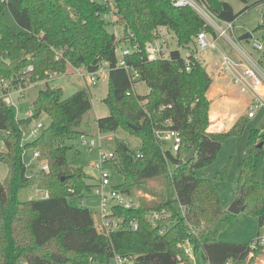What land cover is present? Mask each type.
Returning <instances> with one entry per match:
<instances>
[{
  "label": "trees",
  "instance_id": "16d2710c",
  "mask_svg": "<svg viewBox=\"0 0 264 264\" xmlns=\"http://www.w3.org/2000/svg\"><path fill=\"white\" fill-rule=\"evenodd\" d=\"M202 1L223 21L234 22L247 9L235 12L227 1ZM6 8L22 30L0 19V80L13 79L14 86L24 88L40 81L47 84L38 92L31 106L33 114L27 118H17L0 99V129L6 132L7 147L2 162L8 167L0 182V264H97L116 255L133 256V264H192L193 260L197 264H228L229 260L253 264L264 256V245L253 248L218 239L235 214L223 207L215 180L196 175L197 169L215 161L227 138L244 132L248 115L227 131H210L208 93L213 79L200 59L189 53L188 70L179 48L171 49L169 57L155 59L146 52V45L161 36V28L174 35L178 47L196 46L195 37L205 22L196 10L175 7L170 0H0V17ZM114 9L124 27L120 38L109 31L111 21L104 17ZM207 31L215 33L212 27ZM123 42L131 49L125 60L134 74L137 71L136 80L118 66L117 51ZM103 64L109 70L104 101L110 114L96 120L98 130L123 129L140 140L139 146L119 138L114 141L115 157L110 164L124 183L112 181L113 188L138 196L140 205L113 207L122 221L110 235L96 227L90 208L70 201L85 197L93 187L87 178L92 177L84 164H71L68 147L58 143L68 134H89L86 115L93 108L91 94L80 89L65 97L62 88L48 85L54 73L65 74L71 67L97 71ZM28 66L33 70L23 72ZM139 81L147 84L148 94L137 93L133 84ZM42 113L50 117V124L36 139L25 142V127ZM164 129L180 132L178 151L172 152L155 134ZM26 148L38 149L49 170L30 171L23 158ZM192 150L195 155L186 162ZM263 165L264 132L253 128L237 168V196L243 210L258 217L260 229L264 225ZM228 169L226 165L216 178L227 179ZM27 186L49 195L22 201L19 191ZM138 191L151 198L137 195ZM153 214L162 215L153 220ZM132 222L138 223L137 229L131 227ZM187 239L194 259L178 246Z\"/></svg>",
  "mask_w": 264,
  "mask_h": 264
},
{
  "label": "rangeland",
  "instance_id": "374dc122",
  "mask_svg": "<svg viewBox=\"0 0 264 264\" xmlns=\"http://www.w3.org/2000/svg\"><path fill=\"white\" fill-rule=\"evenodd\" d=\"M98 2H105L107 0H95ZM112 2V0H109ZM229 2L235 12H240L247 8L241 13L238 18L234 21V32L233 37L239 38L247 32H251L253 37L246 40H240L241 45L250 52L255 58H260L264 65V49L258 50L253 46V43L258 41L263 43L264 46V3L262 0H223ZM215 21H219L215 15L210 14ZM0 19L13 27L16 31H21L22 28L16 23L13 15L8 8L2 13ZM116 22L108 24L109 31L113 32L119 38L122 37L124 27L123 23L117 21L118 17L115 16ZM220 22V21H219ZM262 26V27H260ZM159 39L154 41L159 43L161 40L167 39L169 42L170 49L179 48L184 56L192 53L200 57L202 65L207 69L210 76L213 79V84L210 89V96L214 99L211 105V112L213 115L221 114L223 118L227 119V122L223 119L224 124L220 126V131L227 130L228 125L235 122L240 117H247V113L250 110L249 95L246 92V99L241 97V88L231 83L226 75L222 73V53H232V50L228 43L220 39L218 40V47L210 48L204 52H199L196 46L190 47L189 50L183 47H178L174 35L167 29L161 28ZM122 46H126L123 42ZM118 58L121 57V50L117 51ZM80 74V68H70L67 73H54L48 81V85L52 88L60 87L63 90L65 97H70L76 91L80 89H86L91 94L93 108L87 113L86 119L90 122V130L88 139H96L102 143L103 148L111 150L114 149L115 139H123L132 146H139L140 140L135 136L129 134L123 129H118L113 133H100L96 124V120L101 117L108 116L110 110L104 101V98L108 95L109 90V70L108 65L103 64L100 66L99 78L96 84L90 82L89 70L82 68ZM219 76H222L223 80ZM226 81H229L232 86L228 85ZM47 81H40L38 83L29 84L23 97L19 94H13L12 99L14 104L11 105L17 118H27L29 116L31 106L35 100L38 92L41 89L46 88ZM230 86V89L228 86ZM233 87V88H231ZM137 93L141 95L148 94L149 87L144 81H139L135 84ZM229 89V91H227ZM224 96L225 101L220 102L219 97ZM1 97V94H0ZM217 98V99H215ZM234 98L240 99L236 102ZM255 116L248 119L244 132L239 136H232L227 138L217 155L215 161L205 167L196 170V175L201 178H210L215 180V185L219 190L222 198V204L225 209H229L238 195V183H237V168L238 164L242 161L244 154L247 149V141L249 138L250 130L257 128L264 132V106L255 108ZM211 115V114H210ZM212 117V116H211ZM50 117L46 113H42L38 117H35L32 122L25 127V134L28 135L30 130L35 127L39 122H42L44 128L50 124ZM213 122V121H212ZM212 124V123H211ZM219 127V126H217ZM214 130L216 128L213 127ZM59 144L66 145L68 147L67 158L71 164H84L85 171L91 177L94 175L98 178L100 171L94 165L93 162L100 160V147L99 145L92 148V150L83 144L81 134H68L61 137L58 140ZM33 148H26L23 158L29 166V170H37L41 167L44 160L34 159ZM226 165H229L227 179H217V173L221 171ZM104 167L111 173L112 181L114 184L124 183V178L121 176L110 162H105ZM8 173V167L6 163L0 162V182H3ZM260 180L264 182V165L260 172ZM87 182L90 184L96 183L94 178H87ZM93 187L91 190L85 193L87 203H82V197H72L70 201L77 206H85L90 208L94 217H97L98 213V198L93 195ZM44 190H40L34 186H27L19 191V197L22 201L30 199H41L44 198ZM137 195H141L144 198H151V196L142 191H138ZM260 232L259 219L248 210H242L238 214H235L232 222L221 230L218 234V239L224 242L238 243V244H252L253 240L258 236ZM117 258H112L109 262L97 263V264H116ZM122 264H133L132 261L124 262ZM183 264V263H180ZM192 264H197L196 260H193ZM203 264H209L203 262ZM253 264H264V256L257 258Z\"/></svg>",
  "mask_w": 264,
  "mask_h": 264
},
{
  "label": "built area",
  "instance_id": "2783aa9c",
  "mask_svg": "<svg viewBox=\"0 0 264 264\" xmlns=\"http://www.w3.org/2000/svg\"><path fill=\"white\" fill-rule=\"evenodd\" d=\"M175 7H192L196 12L201 15L205 22L203 29L195 37V44L199 52H204L210 48L218 47V40H225L230 46L232 53H222V73L226 75L230 81L241 88L242 92L250 93L253 96V101L251 102L250 110L247 115L249 118L255 116V108L264 106V65L261 63L260 58H255L250 52H248L240 43L239 38L233 37L234 32V22L215 21L211 17V11L208 9L207 5L202 0H170ZM213 14V13H212ZM214 15V14H213ZM115 16H117L116 9L104 14V17L111 22H116ZM209 27L214 29V34L209 33L207 30ZM253 46L258 50H263L264 46L261 42H254ZM118 49L121 50V57L118 58V66L124 67L130 74H134L132 69L126 63L125 56L130 53L131 49L128 47H123L120 45ZM169 42L166 39L161 40L157 43L155 41L146 45V52L150 59H155L158 57H169L170 55ZM196 58L200 59L199 56L194 55ZM189 56L187 55V69H190ZM82 68H80V74L82 73ZM33 67L28 66L23 70V72L32 71ZM132 76L133 80L137 79V71ZM90 82L96 84L100 70L89 71ZM52 74L51 77H53ZM13 79L0 80V94L2 99L7 105L11 106L14 104L12 99L13 94H19L23 97L27 88L16 87L13 85ZM135 87V84H133ZM33 111L30 110L29 115H32ZM44 125L39 122L35 127H33L29 134H25V129L23 131L24 141L28 142L30 140L36 139L42 130ZM157 137L165 143L172 152L179 150L182 144V137L180 132L175 129H164L155 131ZM88 134H81V139L83 144L88 146L91 150L95 146L100 147V160L98 162H93L96 168L99 169L100 174L97 178L96 184L93 185V195L98 198V213L95 218V225L99 231L110 235L111 232L118 229L121 226L122 219L113 213V207L122 206L124 208H133L140 205V200L138 196L130 195L113 188L111 173L108 169L104 167L105 162H110L114 159V150H108L103 148L101 142L96 139H88ZM6 132L0 129V162L7 151L6 147ZM40 151L34 149L33 157L34 159H40ZM41 168L43 170H49V164L46 161L42 162ZM73 191L72 189H70ZM49 193L45 191L44 197H48ZM82 203L86 204V199H82ZM164 214V213H163ZM162 214H153V220L160 217ZM131 227L134 229L138 228L137 222H132ZM165 229L161 230L163 233ZM252 247L257 248L264 245V225L261 227L258 236L253 240ZM178 246L185 250L186 255L191 259H194V249L191 245L189 239L185 242L179 243ZM116 264H122L124 262L133 261V256H122L116 255ZM228 264H231L230 260Z\"/></svg>",
  "mask_w": 264,
  "mask_h": 264
},
{
  "label": "crops",
  "instance_id": "0c3cea01",
  "mask_svg": "<svg viewBox=\"0 0 264 264\" xmlns=\"http://www.w3.org/2000/svg\"><path fill=\"white\" fill-rule=\"evenodd\" d=\"M220 77V79H222L223 77L222 76H219ZM225 79V78H224ZM229 81H230V79L229 78H227ZM223 80V79H222ZM225 81H226V79H225ZM229 81H226V83H228V85H230V86H232V84H230V82ZM232 83V82H231ZM227 85V86H228ZM230 86H228L229 87V89H230ZM231 88H233V87H231ZM229 89L227 90V91H229ZM248 95H249V100H250V104H251V102L253 101V96L250 94V93H247ZM240 95H241V97H243V99L245 100L246 99V93H243L242 91L240 92ZM208 96H209V98L212 100V102L214 101V99L213 98H211V96H210V91H209V93H208ZM37 97V96H36ZM215 99H217V98H215ZM233 100H235L236 102H238V101H240V99H238V98H234ZM219 101L220 102H224L225 101V97L224 96H222L221 95V97H219ZM212 116V117H211ZM211 125H210V131H212V132H216V131H220L221 129H220V126H222L223 124H224V122L226 121L227 122V119L225 118H223V116L221 115V114H217V115H213L212 114V112H211ZM223 119L225 120V121H223ZM213 121V122H212ZM237 121V119L235 120V122ZM235 122H233L231 125H228L227 126V128H225V129H230L233 125H234V123ZM217 126H219V127H217ZM213 127L214 128H216V130H214L213 129ZM226 130V131H227ZM223 131H225V130H223ZM90 176V175H89ZM91 177V176H90ZM92 178H94L95 180H96V182H97V177H95L94 175H92ZM94 184H96V183H94ZM93 184V185H94ZM86 202H87V200H86Z\"/></svg>",
  "mask_w": 264,
  "mask_h": 264
},
{
  "label": "water",
  "instance_id": "95a60500",
  "mask_svg": "<svg viewBox=\"0 0 264 264\" xmlns=\"http://www.w3.org/2000/svg\"><path fill=\"white\" fill-rule=\"evenodd\" d=\"M253 37V34L251 32H247L245 34H243L242 36L239 37V40H246V39H250ZM133 128L135 130H137L138 128L133 126ZM263 144L260 143L259 146L261 147ZM195 155V150H192L186 157H185V161L189 162ZM241 201V197L240 195L237 196V199L235 200V202L233 203V205L228 209L229 212L234 213V214H238L239 212H241L244 209V206H242L240 204ZM56 261H66V258H60V257H55Z\"/></svg>",
  "mask_w": 264,
  "mask_h": 264
}]
</instances>
